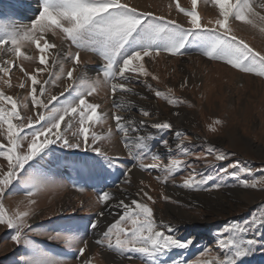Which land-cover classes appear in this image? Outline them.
<instances>
[{"label": "snow or ice", "instance_id": "obj_1", "mask_svg": "<svg viewBox=\"0 0 264 264\" xmlns=\"http://www.w3.org/2000/svg\"><path fill=\"white\" fill-rule=\"evenodd\" d=\"M37 3L39 12L30 24L7 25L0 22V53H11L14 57L32 60L33 57L22 49L34 45L39 52V63L34 72L26 71L23 65L18 66L24 75L19 87L29 89L28 95L20 101L0 91V136H4L6 140L5 143H0V159L6 162L0 164V225L12 231L11 239L21 250L16 264H68L66 259L50 255L41 247L42 242L38 243L33 239L34 235L47 236L48 241L63 242L74 251V258L80 264H91L90 258H83L89 247L88 240L79 235H64L63 230L37 231L28 222L33 214L31 205L36 203L31 197L36 191L52 183L46 170L39 167V162L50 151H54L52 146L58 145L61 149L95 153L100 160L93 159V167L98 166L102 170L120 167L119 157L108 156L98 146L102 137L95 132L90 135V129L95 124L107 119L104 114L98 113L99 105L88 99L104 84L110 87L114 97L115 111L112 119L115 121L116 131L122 136L128 157L141 161L139 167L144 171L157 170L162 173L156 176L158 181L166 182L171 179L174 182V174L185 168H192L193 165L186 159L178 158H171L168 163H164L150 144L157 141L159 148L172 153L174 150L169 140L163 138L162 134L172 130L173 125L168 121L149 123L126 118L120 112L127 110L128 105L116 98V94L137 95L134 82H142L156 97L166 100L171 106L179 107L185 101L171 96L172 88H168L167 93L161 92L141 78L151 76L153 80H158L145 67L146 57L151 59L162 53L183 56L189 46H194L202 55L222 61L233 69L264 77V53L254 50L243 39L238 38L229 23L230 20L239 21L264 33V14L256 11L250 0H213L218 7V18L214 22L209 20L207 24H203L196 11L198 0H191L190 11H185L177 0V10L187 18L188 27H184L176 20L141 12L124 0H37ZM259 7L264 9V3ZM48 34L58 37L59 44L50 42ZM65 43L67 52L63 51ZM72 47H75V52L71 51ZM46 50L51 53V64L61 66L60 75L51 72L49 67L39 66L49 64ZM81 50L102 57L103 81L96 79L88 82L83 75H74L81 64ZM66 60L71 61L72 67L65 71L63 64ZM14 67L17 65L11 60L0 61V74L9 76L5 81L9 87ZM41 73H48L49 78L39 79L38 74ZM65 78L67 83L58 95L51 94L45 87ZM186 83L185 81L181 87H185ZM6 105H10V108ZM19 108L26 110V114L22 116ZM138 112L146 118L151 116L144 108H139ZM173 115L178 116L179 113L174 112ZM70 130L72 139L68 136ZM110 134L111 129L109 136L103 139H110ZM173 136L177 155L185 158L194 155L184 145L186 137L183 133L175 131ZM195 147L198 146L194 145L193 148ZM208 155H213L216 162L228 159L226 154L218 153L212 147L205 150L204 158ZM149 156L152 163H142ZM83 163L88 165L89 161L86 159ZM230 168L236 171H229ZM130 171L129 168L124 173L125 184L130 183ZM241 174L251 175L252 169L240 166L238 161L219 168L217 172V176L235 180H240ZM197 175H190L178 186L200 190L209 185L210 181L216 180L211 174ZM260 183H264V180L252 183L243 180L241 186L256 189ZM220 187L221 183L214 182L206 190ZM12 191H23L28 197L25 210L9 211L5 207L4 198ZM136 196L153 200L143 188ZM113 198V194L108 191L101 192L98 197L105 205ZM111 207L120 211L117 213L118 218L106 228L99 227V219L86 226L98 233L95 245L129 260L139 258L144 264H244V258L251 255L262 242L258 237H264V214L259 217L251 216L242 223L229 222L214 235L213 242L218 252L216 256H210L211 246L206 245L196 260L188 261L179 257L195 246L194 239L178 236V229L174 225L158 224L152 208L142 199H132L130 204L121 199ZM104 216V211L98 213V217ZM81 243L83 246L77 247Z\"/></svg>", "mask_w": 264, "mask_h": 264}, {"label": "rangeland", "instance_id": "obj_2", "mask_svg": "<svg viewBox=\"0 0 264 264\" xmlns=\"http://www.w3.org/2000/svg\"><path fill=\"white\" fill-rule=\"evenodd\" d=\"M124 2L141 12H150L156 16L176 20L177 23L188 27L186 16L176 8L177 0H124ZM178 2L185 11L192 10L191 0H178ZM250 2L253 3L256 11L264 14V9L259 7L264 0H250ZM38 8L37 0H0V22L7 25H28L38 15ZM196 11L203 24H207L209 20L214 22L218 18V7L213 0H198ZM229 23L238 38L243 39L254 50L264 53V33H261L258 28H252L239 21L230 20ZM47 38L50 42L59 44L58 37L48 34ZM22 50L33 59L26 60L14 57L11 53H0V61L11 60L17 65L10 74L11 87L5 83L9 76L0 74V91L20 101L28 95L29 89L19 87L24 75L18 66L23 65L26 71L34 72L39 63V52L34 45L24 47ZM63 51H68L67 43L63 46ZM71 51L75 52V47H72ZM45 54L49 57V64L39 66L49 67L51 72L60 75L61 66L51 64V53L48 50ZM191 58L202 59L211 64L201 66L204 67L202 70L200 66L192 64ZM80 59L81 64L74 75H83L88 82L105 79L101 71L104 63L102 57L96 53L81 50ZM172 60L175 61L171 63ZM144 63L147 70L157 76L158 80H153L151 76H148L142 77V81L146 79L154 88L165 93L168 88H172L173 92L170 95L182 99L185 103L179 107L171 106L166 100L148 91L142 82H134L137 95L117 93L116 98L126 104V99L130 96L140 103L148 104L149 106L144 109L149 111L151 116L143 117L138 109L133 111L127 109L121 111L120 114L128 118V114L132 112L136 120H145L149 123L158 122L162 117L184 119L186 124L180 132L186 137L184 145L194 152L193 156L185 158L176 154V141L172 130L162 134L163 138L169 140L174 150L172 153L159 148L157 141H152L150 144L164 163H168L171 158L186 159L193 165L192 168H185L174 174V182L171 179L166 182L158 181L156 176L162 173L157 170L144 171L139 167L141 161L128 157L127 150L123 147L122 136L116 131L115 121L112 119L115 111L114 97L110 87L104 84H101L97 93L88 99L99 105L98 113L104 114L107 119L95 124L90 129V135L91 132H95L102 137L98 146L108 156L119 157L120 167L107 170H102L98 166L93 167L91 166L93 159L100 160L95 153L61 149L58 145L52 146L54 151H50L39 162V167L41 170H46L52 183L36 191L31 197L36 203L31 205L33 214L28 222L36 227L37 231L63 230L64 235H79L82 239L88 240L89 247L83 258H90L91 264H144V261L139 258L129 260L95 245L94 241L98 238L97 232L86 227L91 221L100 220L99 212H105L106 205L99 201V194L103 191L113 194V191L123 184L124 173L129 168L135 169L142 177L135 179L133 188L137 192L143 188L152 196V201L144 197L137 198L142 199L152 208L158 224H170L165 221L168 210L171 214L180 212L191 218L192 221L190 220L187 224L175 226L178 229L176 233L178 236L191 237L195 241V246L179 258L194 261L206 245L211 246L210 256H216L218 252L213 240L219 229L229 222L242 223L251 216L259 217L264 214V183H260L256 189L241 186L243 180L249 183L264 180V77L241 72L222 61L209 59L194 46H189L183 56L162 53L151 59L146 57ZM212 64L214 66L211 67ZM217 65L237 73L240 78L236 79L220 69L217 71L215 69V67L218 68ZM63 67L65 71L71 68V61L66 60ZM196 73L199 74L200 79L197 84L181 87L182 82L186 81L185 78ZM38 78L48 79V73L38 74ZM66 83L65 78L56 81L51 86L45 85V87L51 94L58 95ZM6 107L10 108V105ZM18 110L21 111L22 116L26 114L23 108ZM174 112H178L179 115H173ZM61 127L63 128V124ZM109 129H111L110 139H103L109 136ZM71 131L68 132L70 139H72ZM5 142L4 136H0V143ZM194 145L198 147L193 148ZM209 147L218 153L226 154L228 159L216 162L213 155H208L205 159V150ZM61 154H65L66 157L63 159ZM86 159L89 161L88 165L83 163ZM237 161L240 166L252 169V174H241L240 180L217 176L219 168L227 167L230 163ZM142 163H152L151 157L144 159ZM0 164H6V162L0 159ZM229 171H236V169L230 168ZM200 173L211 174L216 180L210 181L209 185H205L200 190L184 189L178 186L190 175ZM128 178L134 179L131 171L128 173ZM197 178H199L198 175ZM214 182L221 183L222 187L206 190ZM181 194L189 198L193 204L183 202ZM164 197L170 199L166 200ZM27 202L28 197L23 191H12L4 198L5 207L9 211L25 210ZM118 212L114 214V219L118 218ZM11 235V230L0 225V264H16L21 254L20 248L14 244ZM33 239L38 243L42 242L41 247L53 257L66 259L68 264H80V261L74 258V251L63 242L48 241L47 236L34 235ZM258 239L262 242L256 246L251 255L244 258V264H264V237H258ZM79 246H83L82 243L77 245ZM106 255L112 256L117 263H109Z\"/></svg>", "mask_w": 264, "mask_h": 264}, {"label": "bare ground", "instance_id": "obj_3", "mask_svg": "<svg viewBox=\"0 0 264 264\" xmlns=\"http://www.w3.org/2000/svg\"><path fill=\"white\" fill-rule=\"evenodd\" d=\"M190 60L193 62L192 63L193 65H196V66L198 65L200 67L201 66H205V65L206 66H209V64H211V63L205 62L202 59L191 58ZM174 61L175 60H172L170 62L172 63ZM212 66H214V65L212 64L211 67ZM217 66H218V68L215 67V69L217 71H218V69H220V70H223L224 72H227L228 74H230L232 77H234L236 79H237V77L240 78L237 73L232 72L228 68L222 67L220 65H217ZM203 68H202V70H203ZM184 80H186V82H187L186 85L187 86L195 85L200 80L199 79V74L196 73V74H194L192 76H188ZM182 83L185 84V81L182 82ZM126 100H127L126 101L127 102L126 104L128 105V109L130 111H133V110L139 109V108H144V107L146 108V107L149 106L148 104H143V103L138 102L137 99H135L133 97H130V96H128ZM128 116L131 117L132 119L136 120V117H134L135 115L132 112H130L128 114ZM169 119L170 118H168V117L167 118L162 117L158 122L168 121L172 125H175V126H173L174 128L172 129V131H174V132L175 131H180V130H183L184 129V125L186 124V121L184 119H182V118H179V119H176V118L175 119L174 118L172 119L171 118L170 120ZM136 121H140V119L139 120H136ZM149 131H153V130L149 129ZM131 172H132V174L134 176V179H132V180L130 179V183H127V184L123 183L122 185H120L118 187L117 190L113 191L114 200L110 201L106 205V208H105V216L104 217H101L100 220H99L100 221L99 226H100L101 229H104L111 221H113L114 214L117 211H120L119 209H116L114 207H111V205H114V204L118 203L121 199H123L125 201V203H129V204L131 203V200L132 199H138L137 196H136L137 190L134 189L133 186H134V183H135V179L137 180V179L142 178V177H141L140 174H138V172L135 169H132ZM181 199L186 204L187 203L188 204L189 203H192L189 198L184 197V195H182V194H181ZM166 213H167L166 214L167 217H166V220L165 221L166 222H169L171 225H174V226L183 225L185 223L187 224L191 220L190 217L188 218V216H186L185 214H182L180 212L179 213L177 212L176 214H174V213L171 214L170 210H168ZM97 236H98V233H97ZM106 260L109 263L116 262V260L112 256H110V255H106Z\"/></svg>", "mask_w": 264, "mask_h": 264}, {"label": "trees", "instance_id": "obj_4", "mask_svg": "<svg viewBox=\"0 0 264 264\" xmlns=\"http://www.w3.org/2000/svg\"><path fill=\"white\" fill-rule=\"evenodd\" d=\"M60 156H62L63 159L66 157L65 154H61Z\"/></svg>", "mask_w": 264, "mask_h": 264}]
</instances>
